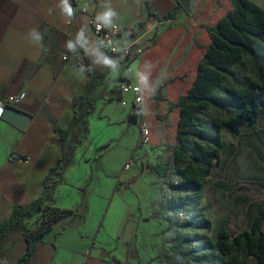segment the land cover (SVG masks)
I'll use <instances>...</instances> for the list:
<instances>
[{"label": "crops", "instance_id": "0c3cea01", "mask_svg": "<svg viewBox=\"0 0 264 264\" xmlns=\"http://www.w3.org/2000/svg\"><path fill=\"white\" fill-rule=\"evenodd\" d=\"M207 2L197 1L190 13L177 0H0V97L23 94L21 110L31 114L24 130L0 118V224L9 219L15 206L43 196L50 170L72 153L62 181L45 202L47 209L24 224L37 229L48 209L74 212L52 222L28 264H165L160 256L171 248L175 236L160 248H146L138 243L139 229L128 230L129 222L138 219L137 215L129 217L132 195L146 189L142 175L136 180L129 178L127 184L105 185L114 188L108 205L107 197L86 200L84 184H69L80 179L72 180L76 166L82 167V172L88 170L95 156H103L123 140L129 125L141 117L140 141L143 137L140 104L132 91H120L126 64L101 50L89 22L95 18L107 26L135 27V34L125 32L117 39L121 45L150 44L156 33L169 27L180 29L176 37L168 35L145 57L132 60L131 72L126 75L132 84L142 86L150 100L149 110L158 116V145L139 141V162L165 163L161 150L173 145L168 102L156 96L175 100L186 89L187 77L170 80L194 67V56L202 54L196 45L202 31L196 28V17ZM177 8L175 18L157 20ZM109 11L112 15L105 17ZM56 128L69 129L63 143ZM12 154L20 158L14 160ZM118 193L127 198L122 211H118V202L113 204ZM112 204V211L119 215L111 214ZM161 205L155 216L144 214L141 207L140 220L168 221L162 215L166 205ZM26 249L24 234L10 233L0 244V264H4L3 258L7 264H24L20 257Z\"/></svg>", "mask_w": 264, "mask_h": 264}, {"label": "trees", "instance_id": "16d2710c", "mask_svg": "<svg viewBox=\"0 0 264 264\" xmlns=\"http://www.w3.org/2000/svg\"><path fill=\"white\" fill-rule=\"evenodd\" d=\"M177 2L180 6V0ZM209 13L215 14L212 18L215 21L210 23L206 21ZM177 14L178 8L157 20L173 19ZM196 21V28L202 29L196 39L202 54L194 56L197 61L194 67L170 80L187 77L186 89L175 100L163 94L156 96L168 102L173 161L156 163L149 168L159 178H172L168 186L172 197L162 214L168 221L172 220V213H183L201 205L207 177L225 145L222 128L240 132L243 125H255L257 117L264 114V8L254 0H208ZM179 31L178 27H169L156 33L141 57L163 38L176 37ZM139 87L144 139L147 145L155 147L158 145L155 127L158 116L149 110L150 100L142 86ZM69 129L56 128L62 143ZM71 159L70 152L50 170L43 196L28 205L15 206L9 219L0 224V244L12 232L24 234L27 249L20 257L24 264H28L52 222L74 212L48 209V215L37 229L26 228L24 224L25 220L47 209L45 202L51 199L54 187L62 181ZM230 223L231 217L227 215L213 228L210 218L199 210L185 220L170 224L169 228L179 236L164 254L165 263L264 264V206L259 207L249 228L235 232Z\"/></svg>", "mask_w": 264, "mask_h": 264}, {"label": "rangeland", "instance_id": "374dc122", "mask_svg": "<svg viewBox=\"0 0 264 264\" xmlns=\"http://www.w3.org/2000/svg\"><path fill=\"white\" fill-rule=\"evenodd\" d=\"M254 1L264 8V0ZM214 15L209 13L206 21L209 23L215 21H212ZM141 118L136 120L135 124L129 125L130 129L123 140L115 142L111 149L103 152V156H95L88 170L82 172V167L76 166L71 171L72 180L77 177L80 179L69 184H84L82 189L86 200L89 197L96 199L107 197L105 205H108L112 201L114 188L109 190L105 185L127 184L129 178L136 180L142 175V184H147L146 189L142 194L132 195L133 212L129 217L137 215L138 219L129 222L128 230L139 229L138 243L146 248L152 246L160 248L162 243L170 242L172 236H179V233H173L169 228L170 224L185 220L191 213L199 210L210 218L213 228L227 215L231 217L230 225L235 232L249 228L259 207L264 206V114L257 117L255 125H243L240 132H234L228 127L222 128L225 145L213 171L207 177L201 195V205L198 208L183 213H172L171 221L155 219L153 222L140 220L141 207L144 214L150 216L160 214L163 208L161 204L167 205L172 197V191L168 187L172 178H159L149 167H145L143 171H140L142 168L139 165H133L129 169L125 167L131 160L137 163L140 160L141 147L138 145L141 138ZM171 147L172 144L161 150L162 158L170 163L173 161ZM154 160L158 162L159 159ZM148 162L149 159H145L143 165ZM100 185H103V190H99ZM125 199H127L125 196L118 193L113 201L115 205L118 202V211L125 209L127 204ZM158 201L162 203L159 205ZM104 209L102 217L107 206ZM114 214L119 215L117 212ZM160 258L164 262V254Z\"/></svg>", "mask_w": 264, "mask_h": 264}, {"label": "built area", "instance_id": "2783aa9c", "mask_svg": "<svg viewBox=\"0 0 264 264\" xmlns=\"http://www.w3.org/2000/svg\"><path fill=\"white\" fill-rule=\"evenodd\" d=\"M89 24L92 27L94 36L99 41L101 50L107 55H113L119 58L120 61L126 64L125 74L127 75L128 73H130L131 69L129 63L132 60L142 56L147 44L134 43L129 45H121L117 41V39L120 38L125 32L129 34H135V27L127 26L121 28L119 26H107L95 18L91 19ZM154 37L152 38V41ZM65 59L67 58L65 57ZM126 75L120 84V91L124 93L132 91L135 94V98H134L135 102L141 104L142 97L140 94L139 85L132 84V82L128 80ZM23 102H24L23 94L7 95L0 97V118H2L3 113L9 107L14 109H21V105L23 104ZM142 135L143 137L141 143L146 144V140L144 139L145 129L143 128V125H142ZM133 165H139L141 168L151 167V165H153V162H148L147 164L145 163V165H143L141 161L137 163L131 160L126 164L125 167L129 169ZM55 264H60V263H55Z\"/></svg>", "mask_w": 264, "mask_h": 264}, {"label": "water", "instance_id": "95a60500", "mask_svg": "<svg viewBox=\"0 0 264 264\" xmlns=\"http://www.w3.org/2000/svg\"><path fill=\"white\" fill-rule=\"evenodd\" d=\"M197 1L198 0H180L183 7L190 13L193 11L194 5L195 3H197ZM2 117L17 128L24 130L29 124L31 114L21 109H14L9 107L5 110ZM11 158L17 160L20 158V156H18L17 154H12ZM2 262L4 264H7V260L5 258L2 259Z\"/></svg>", "mask_w": 264, "mask_h": 264}, {"label": "clouds", "instance_id": "9594fccd", "mask_svg": "<svg viewBox=\"0 0 264 264\" xmlns=\"http://www.w3.org/2000/svg\"><path fill=\"white\" fill-rule=\"evenodd\" d=\"M65 3H67V0H65ZM69 13H71V8H68ZM112 15L111 11L105 13V17H110ZM71 47V45H69Z\"/></svg>", "mask_w": 264, "mask_h": 264}]
</instances>
